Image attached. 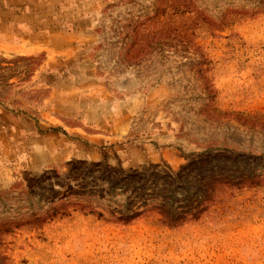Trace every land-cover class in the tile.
<instances>
[{
  "label": "rangeland",
  "instance_id": "1",
  "mask_svg": "<svg viewBox=\"0 0 264 264\" xmlns=\"http://www.w3.org/2000/svg\"><path fill=\"white\" fill-rule=\"evenodd\" d=\"M253 170L264 0H0V264H264Z\"/></svg>",
  "mask_w": 264,
  "mask_h": 264
},
{
  "label": "trees",
  "instance_id": "2",
  "mask_svg": "<svg viewBox=\"0 0 264 264\" xmlns=\"http://www.w3.org/2000/svg\"><path fill=\"white\" fill-rule=\"evenodd\" d=\"M209 151V150H208ZM208 151H205V153H210ZM249 155V156H247ZM239 157H245L250 161L251 165L256 168H258V165H253V163H255V156L253 154H248V153H241V154H238ZM244 179L241 180V182L243 181ZM247 181H244L243 183H247L250 184V185H260L263 183L264 179H263V175H259V174H256L255 171H251V173L249 174V179H245ZM240 181L238 180H235L234 179V183L235 184H239L241 183ZM239 186V185H238ZM77 203H75L74 207H77ZM64 209L61 210L59 207H56V206H52L50 207L49 209L50 210H47L43 213L39 212V211H36V212H33L31 213L30 215V219H28L26 222L27 223H32L34 225H43L44 223H46L47 221H51L53 220L54 218L58 217V216H66V215H69V211L68 209H66V207H63ZM87 208H89V210L87 211V214H96L98 218H101L104 216V214L101 212V211H97L95 209H93L92 207H87L85 205H81L80 206V209L82 211H85ZM130 213H125L124 215H122L121 217H118V220H131V219H134L136 217V215H129ZM200 217L199 214H195L194 215V218L195 219H198Z\"/></svg>",
  "mask_w": 264,
  "mask_h": 264
}]
</instances>
